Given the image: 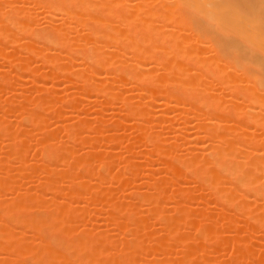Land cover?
<instances>
[{
    "label": "bare ground",
    "instance_id": "bare-ground-1",
    "mask_svg": "<svg viewBox=\"0 0 264 264\" xmlns=\"http://www.w3.org/2000/svg\"><path fill=\"white\" fill-rule=\"evenodd\" d=\"M0 57L17 71L6 68V72H0V84L6 82L8 70L18 74L14 75L18 76L15 85L36 82L38 78L41 81L19 89L25 104L10 106L26 115L12 126L1 125L0 137L23 121L36 128L42 119H48L45 112L51 123L57 121L63 115L59 111L63 103L77 110L72 115L74 123L65 125L69 144L60 150L54 148L50 130L34 142H38L45 166L35 186L47 182L50 193H59L63 200L73 196L93 204L91 212L82 205L67 206L63 200L55 199L38 206L33 190L6 188L12 196L4 195L0 200V221L7 222L0 238L9 246L0 242V264H22L27 260L35 264H90L104 252L105 260L99 264H133L142 254L143 241L137 237L139 216L131 211V204L147 203L140 214L147 219L155 213L162 181L167 184L179 179L203 182L215 208H205L207 199L199 192L194 196L189 187L178 186L172 197L167 195L174 201L173 209L161 217L169 223L156 229L166 238L171 236L172 241L176 238L173 243H179L182 252L178 259L170 257L167 239L153 240L148 247L162 256L152 264H249L256 254L259 264H264V0H0ZM33 86H38L36 92L44 91L45 98L39 93L35 96ZM58 86H64V90ZM57 87L60 92L56 93ZM68 89L73 93L81 90L86 96L79 95L77 99L69 95ZM64 91L66 97L61 94ZM78 102H85L87 109L79 110L75 106ZM98 105L117 106L120 113L115 112L119 113L117 117L113 115L108 121V117L101 116ZM87 106H93L92 111L98 109L96 115L89 116L92 111ZM155 109L158 114H153L157 113ZM38 110L45 111L43 116ZM128 118L133 128L130 135L120 131ZM87 130L93 134L85 140L88 137L82 133ZM134 130L137 144L126 139L130 147L127 143L122 145L125 148L120 147L140 145L147 153L150 150L146 155L140 149L138 154L145 156L143 162H161L164 167L153 168L157 173L147 169L151 166L144 167L149 171L145 170L146 178L157 174L150 179L143 176L142 181L155 193L132 191V200L120 212L115 191L91 190L84 181L93 170L90 158L100 161L95 175L102 181L112 177L118 184H125L123 172H129L130 177L141 174L139 169L143 167L130 155L120 159L112 152L102 158L92 149L103 140L120 145L121 136L131 139ZM31 142L24 139L10 153L1 151L0 159L9 156L21 169ZM76 142H82L87 149L74 148ZM69 155L77 156L78 170L66 175L65 183L59 187L50 181L55 176L54 169L71 164ZM116 160L123 163L122 171L111 173ZM158 169L164 174H159ZM0 172L3 184L18 176L2 162ZM191 200L200 203L197 207L202 209H192L197 204L191 206ZM228 206L235 213L229 212L225 224L223 210ZM105 208L111 217L107 224L99 225L101 233L128 229V237L115 245L101 235L87 238L86 232L79 236L70 232V223L80 219L84 224L94 211ZM232 220L240 225L243 222L242 227L230 225ZM219 221L222 224L218 225ZM181 227L188 230L180 232ZM219 227L233 230L229 233L233 259L228 263L201 255L205 246L222 242ZM146 232L149 233L147 230L142 234ZM25 236L36 237L41 244L49 243L31 253L23 242ZM259 242L263 243L260 252ZM113 245L115 250H107Z\"/></svg>",
    "mask_w": 264,
    "mask_h": 264
},
{
    "label": "rangeland",
    "instance_id": "rangeland-1",
    "mask_svg": "<svg viewBox=\"0 0 264 264\" xmlns=\"http://www.w3.org/2000/svg\"><path fill=\"white\" fill-rule=\"evenodd\" d=\"M6 62L4 60L3 61L0 60V72H2V73L6 72V68H11V69L13 68L10 64L8 66V63L6 64ZM38 64H40V63H38ZM39 67H41V66L39 65ZM42 67H41V69H44L45 68V67H43V68ZM74 67H77V66L74 65L73 66V69H75ZM13 69H15V68H13ZM8 71H10L9 74H8L9 75L8 76L9 79L7 77L6 82L5 83L3 82V83L0 84V86H2V87H0L1 88L0 89V115L2 116V119L0 118V126L1 125H5V126L6 125L7 126L11 125L12 126V123L15 124V122H17V120L20 117H23V116L26 115V112L23 111V110L22 111H19V110L11 109V106L10 105L13 104V103L14 104H18V105H24L25 102H26V100L23 99L22 97H20V95H18V92L20 94V92L22 91L21 90V87H23V85H24V87H26L25 86L26 84H31V83L34 82V81H31L30 83H28L26 81V82H22V83H20L18 85H15L14 84L15 83L14 81H18V76H14L17 73V71L15 69V71H16L15 74H13L14 72H12L14 70H12V71L11 70H8ZM16 75H18V74H16ZM35 81L36 82L33 83L34 85H38L37 83L38 82H41L39 78L36 79ZM47 83H49V82H47ZM60 84H61V81H60V83L58 85H60ZM40 85L42 86V83H40ZM61 86L60 87L58 86L59 87V90L62 89V88L64 90V86L63 87H61ZM34 87L35 86H33V88ZM58 87L56 88V93H57ZM36 88H34V91H35ZM71 89H74V88H71ZM32 90H28V91L31 92ZM74 90H71V91L74 92ZM25 91L27 92V90H25ZM34 91H33V94H35V96L37 95L36 93H39L38 95H41V96H43L45 98L44 91H40L42 94H40V92H36V91L34 92ZM37 91H39V90H37ZM65 91L64 92H61V94H63L64 97H66V96L68 97L70 95V93H72V95H74V97H76V98L78 97L77 99H80V97H82V96L83 97L86 96V94L84 95V92H82L81 90L76 91L75 93H73V92L70 91V89L67 90L68 93H69V95L67 94V91H66V96H65ZM79 95H80V97H79ZM56 96H58V98L60 97L59 95H55V97ZM35 99H36V97L33 100H35ZM65 100H66V98H65ZM84 103H80L79 104V102H78V104L77 105L75 104V106H77V108L79 107V110L83 111V110H86L87 109V108H85ZM42 105H43V103H41L40 106H42ZM85 105H86V103H85ZM98 106H100V105H98ZM98 106H97V108H98ZM91 108H94V107L93 106L90 107V108L88 107V109H90V111H92ZM95 109H96V107H95ZM98 109H100V110H98ZM98 109H96V110H98L99 112H101L103 114V115H101L102 117H104L105 119L108 117L106 119L108 121L112 117L114 118V116L117 117L115 115L117 113H115V112H119L118 111L119 109L117 108V106L114 107V105H111V106L104 105V106H100ZM96 110H94L95 112L94 111L88 112V115L90 114L89 116H91V117H92V115H96L95 113L98 112ZM59 111L63 115H60V117H59V119L57 121H52V123H51L50 118H49L50 115H47L48 113L44 111L45 113L44 112L43 113L48 117V119L47 120H46V118L45 119H42L39 122V124H38V126L36 128H34L33 126H31L29 124H26L23 121V123L20 124L18 127L14 128L10 132H6V134L3 137H0V152L3 151L5 153H10L12 150H14L16 147H18L19 144H22V142H23L24 139H28V140L30 139V142L31 141L33 142V143L31 142L33 145L30 146L28 148V150H26L27 152H26V154L24 156V164L25 165L23 167H21V169H20V167H16V164L17 163L13 162L14 160L10 159L9 156H3L0 159V162H2L3 166H5L7 169H9L14 174L18 175V176H16L15 180H11L10 183H7V184H3V181L1 179L3 176L2 177L0 176V200H3L2 197L4 195H8V196H5V197H9V195L11 194L10 192H6V188H7V190H8V188H11V189H14L16 191L33 190L37 194V205L38 206H43V205L47 204L48 202H50L53 199L60 200V201L63 200L61 198V196H60L59 193H56V194L50 193L49 189H47V187H48L46 185L47 182H45V184H43L42 186L40 185L41 187L40 186H35L37 184V182L42 179L41 178L42 175L40 176V174H41L42 170L45 168V166H44L43 160L41 159V157L39 155V154H41L40 151L38 153V149H37L38 142H37V144H34V142L36 140H39L41 138V136H42L41 134H43L45 132V130H50V131L53 132V135L54 136H53L52 141L54 143V148H56L57 150L62 149L63 145L69 144L71 142L70 137L68 135L66 136V133H65L66 126L65 125L67 123H69V122H73L74 123V119L75 118L72 115L74 113H77V110H75L74 108H70V106H68L67 103H63V105L61 106V109H59ZM38 112L43 116L42 110H38ZM153 112H157V113H153V114H158V110H156V109L153 110ZM88 115H87L86 119H89ZM97 115H98V113H97ZM61 117H63V118H61ZM92 119L93 118H91L90 121H89L90 124H92V122H91ZM105 119H103V120H105ZM106 120H105V122L107 123ZM131 121H133L132 118H131ZM129 123H131L130 122V118H128L125 121V123H123L124 129L123 128L120 129L121 132H123L122 130L125 131V132H123L124 134L127 131L126 135H130L129 133H131V130H133V128L131 127L132 126L131 125L132 123L131 124H129ZM91 133H89L88 130L87 131H83L82 134L83 135H86L88 137V138H85L84 137V139L85 140L89 139ZM135 133H136L135 130H134V133L132 131L131 139H130L129 136L127 138L126 135L121 136L123 139L122 140L120 139L122 141V142L119 141L121 143L120 145H116V144L113 145L112 144V141H110V140H109L110 141V144H109V142H105V140H103L104 142H101V143H99L100 141H98L97 143L94 142L95 143V145H94L95 147L92 148V149L95 152H97V153L100 152L99 155L102 158H106V157L110 156L109 153L112 154V152L113 153H116L118 155V157L120 156V159H121V156L128 154V155L131 156V158H133V160H135L134 162L137 165H138V163L141 164L140 166L143 167V170H144V167H147V166H149V167L151 166V168H148L147 167V169H149V171H152V170L155 171V169L157 168V166H159V167L160 166L161 167L163 166L164 167L163 163H161V162H156V161L155 162H152L151 161L152 163L151 162L150 163L148 162V164L145 161L143 162V160H145V156H144L143 153H145V152L147 153V151H146L147 149H145V151H144V149L140 145H138V148H137V145H136L137 142H136V140L138 138L136 139L137 133H136V135H135ZM126 139L129 142L131 140H133V142L135 141L136 144L133 143L134 146L131 147L130 149H124L125 147L122 146V145L123 144H126V143L128 144V142L126 141ZM131 143H132V141L130 142V144ZM130 144H128V146ZM75 145L76 146H74V148L77 147L76 149H79L80 151L81 150H84L85 148L87 149V147L84 146V144L82 142H76ZM120 146H122L124 148H122ZM139 146H140V148H139ZM144 148H145V146H144ZM140 149H141V151H144V152L143 153L140 152V154H138L139 151H140ZM149 151H148V153H149ZM78 153H79V151H78ZM116 154H114V155L117 157ZM133 155H134V157H133ZM123 157H122V160H123ZM68 160L71 161V164H69L67 166L63 165V166H61L59 168L54 169L55 176H54L53 179H51V181H50L51 183H55L57 186L62 187V184L65 183V176L66 175L71 176V175H73L74 172H76L78 170V168H77L78 166L75 163V161L77 160V156H75V155H69L68 156ZM99 160H101V159L99 158ZM118 160H116V162ZM89 161H90V164L93 166V170H92V172L90 174H87L86 175L84 184L89 189H91V190L104 189L105 191H112V192L115 191L116 192L115 195H117V197H116V203H117V206H118V209H119L120 212L122 211V208L125 207V205H127L128 202H130L132 200V198H131L133 196L132 195L133 194L132 191L134 192L136 190H140V191H144L147 194L155 193L153 191V189L151 188V186L144 185L142 183V181L145 180V179H148V178L150 179L151 176H153V175L156 176L157 174L151 173V175H150V174L147 173L149 176L147 175L148 177L146 178L144 176V173H145V170L146 169L143 171V170H141V169L138 168L139 169V173H141L143 175L138 174V175H136V177L135 176L130 177L131 174L129 172H123L122 176H123V179L125 180V184L126 185L123 182H121L122 184H120V183L118 184L116 182V179H114V178L112 179V177H107L105 180L102 181L100 178L98 179L96 177V175H95L97 173L98 168H99L98 165H100V161H98V160L97 161L96 160L95 161H92L91 158L89 159ZM14 163H15V165H14ZM121 165H123V163L121 164V161H118L114 166L112 165V170L110 172L111 173L112 172L114 173V171H116L117 169H119V171H122ZM135 166L136 165L134 164V167ZM153 168H155V169H153ZM150 169H152V170H150ZM158 170H160V169H158ZM146 171H148V170H146ZM156 171H155V173H157ZM161 171L162 170L159 171V174L161 173ZM163 171H162V174H164ZM0 175H1V172H0ZM143 176L145 177V179H144ZM162 176L164 177V175H162ZM176 181L173 182V183H167V184H166V182H165V184H163V181H162V192L157 195V203H156L155 213L151 214L152 216L150 215V217L148 216L149 218L147 217V219H144V218H142L140 216V214L144 212L143 209L147 206L146 205L147 203H141L140 201L139 202L134 201V204H131V211H133V213H136V216H139V221L138 222L140 224V228L137 230V234H138L137 237H140L139 239L143 241L142 242L143 243L142 244V254L140 255L139 258H137L135 260V262L133 264H152V263L155 262V260H157L159 258V256L160 257L162 256L158 252H157L158 253L157 254L155 251H153L152 249H150V246L148 247V245L150 243L151 244L154 243L155 240H157L158 242H164V240L166 238V235L164 233H162L160 229L159 230H157V229H158V227L161 228L160 226H164V225H167L169 223L168 221L164 220L161 216H163L166 213H169L173 209L172 208V206H173V203L172 202H174V201L171 202L170 201L171 199L168 200L167 199V195H169V196L171 195V197H172V194H174V191H176V189L178 188V186H184V187L191 188L192 193L194 194V196H196V193L197 192L201 193L204 196L203 198L204 199L205 198L207 199V200H205L206 202L203 203L205 206L204 205L203 206L205 208H207L208 210H209V208H215V206H213L214 205L213 204L214 202L212 201V194H211L210 190L207 189L204 186V183L203 182H193V181H185L184 182V180H182V179H179V180H176ZM10 190H8V191H10ZM130 194H131V197L129 196ZM165 194H166V197L164 198L163 195H165ZM197 195H198V193H197ZM11 196H12V194H11ZM169 196H168V198H169ZM7 199H9V198H7ZM64 202H65V204L67 206H69V205L70 206H72V205H75V206L82 205V207L84 209L85 208L88 209V208L92 207V205H93V204H91L90 200L78 199V198L73 197V196L67 197L66 199L63 200V204H64ZM188 203H190V202H188ZM194 204H197V205L193 206ZM200 205L201 204L195 202V200L191 202V206H193V207H191L192 209H195L197 206H200ZM197 208L198 209H202V208H199V207H197ZM89 210H90V212L92 211L91 208L88 209V212H89ZM31 212H33V211H31ZM229 212L235 213L234 211H232V209H231L230 206H228L226 209L223 210V214H224V217H225L224 218L225 222H223V223H225V224L228 223L227 222V219H226V216L228 214H230ZM1 213L3 214V211L0 209V215H1ZM110 215H111V212L109 210H107L106 208L105 209H102V210H96V211L93 212V214L91 216L92 217L91 220L85 221L84 224H83L82 220L80 221V219H78V220L70 223L69 224L70 225V230H71L70 232L73 233L74 235H77V236L80 235V232H86L87 234L85 236L87 238L88 237L89 238H95L98 235L99 236L101 235V236H103L105 238L111 239L112 242H113V244L116 245L119 241H121L124 238L128 237L131 233L128 232V229H126V230L114 229V230H108V231H106L104 233H101V231L99 229L102 228V227H100V226H102L103 224H107L109 222V219L111 217ZM218 220L219 219H217V222H218ZM224 220H222V221H224ZM222 221H219L218 225L219 224H222ZM232 221L233 222H231L230 225H240V222L239 221H234V220H232ZM225 224H223V225H225ZM242 224H243V222L241 223V225ZM6 225H7L6 220H5V222L0 221V231L6 229V227H5ZM225 226H227V225H225ZM249 227H250V225H249ZM187 228H185V229H187ZM221 228H220L219 233L222 235V238H223V240H221L222 242H219V243L217 242L218 244H215L214 243V246L212 244V247L213 248L212 247H209L208 248L207 246H205L204 251L202 252L201 255L204 256V257H206V258H208V259L223 261V263L225 261H227V263H228L231 260L230 258L233 259V256H231V253H233V252H231L232 251V246L229 243L231 241L230 239L232 237L229 233L232 232L233 230L230 229L231 230L230 231L229 230V227H228V229H221ZM230 228H231V226H230ZM185 229H182V227H181L180 232H182V230H185ZM147 230H148L149 233L146 232L147 234L144 233V235H143L142 233L144 231H147ZM162 231H164V230H162ZM159 232H160V235L158 234ZM190 232H191V234H194V233L196 234V231H194V233H192V231H190ZM253 232H257V231L254 230ZM29 233L30 232H28V234ZM240 233L242 234V231L241 230H240ZM243 233H244V230H243ZM245 233H246V231H245ZM251 233H252V231H251ZM251 233H250V236H251ZM194 235L192 237H194ZM245 235L247 236L246 237L247 239L250 238V236L248 234H245ZM227 236H229V237H227ZM24 238L25 239H24L23 242L27 243V245H26L28 247V250L27 251L28 252H31V253L32 252H36V251H41V249H44L46 247L45 244H48L49 243V242H46L45 244H41V243H39L37 241V238L36 237H30V238H28V237L25 236ZM169 238H171V236ZM169 238H166L167 239V241H166L167 247H170L172 249V250L170 249V251H169L170 252L169 253V256L170 257H174L175 259L177 257V259H178L179 255L182 252V246L179 243H177V245L179 244V246L177 247L176 242H175V244L173 243V241H176L175 240L176 238L173 241L170 240ZM194 238L196 239V236ZM224 239H226V240L224 241ZM192 240H194V239H192ZM248 240H250V239H248ZM223 241L225 243H226V241H228L227 242L228 245H227V243L226 244L223 243ZM263 241H264V239H263ZM0 242L4 243L5 246H9V244L8 243H5L1 238H0ZM261 242H259V246H260L259 247V250H258L259 252H260V248H262V246H263V243H261ZM16 243H17V245H20V241H18ZM172 244H174V245H172ZM115 245L108 247L107 250H109V251L110 250H113V249L115 250ZM222 245H224V246H222ZM104 253L98 254L95 257V260L96 261L93 262V263H90V264H99L100 262L104 261L105 260ZM25 255H26V253H25ZM232 255H234V254H232ZM261 255L262 254L260 253L259 256H261ZM257 258H258V254L255 255V258L252 257V259L249 260L250 261L249 264H259L260 261H257ZM261 258H263V257H261ZM177 263L174 262V261L171 262V264H177ZM22 264H35V261L34 260H27V261L23 262Z\"/></svg>",
    "mask_w": 264,
    "mask_h": 264
}]
</instances>
